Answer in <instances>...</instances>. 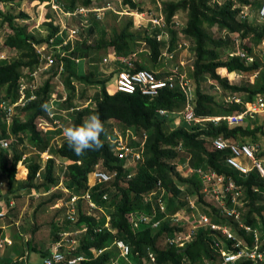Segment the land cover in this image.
<instances>
[{
	"label": "trees",
	"instance_id": "1",
	"mask_svg": "<svg viewBox=\"0 0 264 264\" xmlns=\"http://www.w3.org/2000/svg\"><path fill=\"white\" fill-rule=\"evenodd\" d=\"M23 1L25 0H0V3L17 4ZM32 1L39 4L50 3V0ZM68 1L70 3L62 6L67 11H74L77 7L92 6V0ZM122 1L132 11L143 12L136 1ZM211 1H165L162 11L164 17L158 15L154 18L163 17L169 32L168 39L165 37L158 39L163 33V28L159 26H155L149 33L139 37L141 35L133 31L134 22L128 20L125 26L119 32L114 33L109 40L99 41L94 46L86 45V43L78 44L70 54H75L77 49L89 58L91 49L100 52L103 49L112 48L121 65L124 64L129 68V64L125 61L131 63L130 70L133 73L140 70L152 72L154 70L157 71V77L163 79L177 67L175 60L177 59L176 54L180 53L179 46L186 44L188 47V40H190L193 58H190L185 68L189 70L188 78L196 84L192 101L195 118L207 120L239 115L258 98H264V67L258 59L254 58L253 54L254 49L264 43V20L260 17V9L264 0L262 2L227 0L223 4H212ZM248 9L258 11L261 25L250 20ZM51 12L48 20L54 18L55 12L52 9ZM180 12H187L188 15L185 22L181 21L184 26L171 25L174 17ZM0 18H2L1 22L7 24L12 31L4 45L16 50L19 54V58L13 62L0 61V102L5 100L13 104L19 97V82L24 69L32 73L40 65V55L36 47L42 44L51 46V40H55V45L61 44L66 31L61 37L60 27L54 26L52 21H46L43 26L48 29V34L38 39L29 32L27 26L18 23L20 19L30 18L27 13L20 12L15 15L0 11ZM154 18L149 16L148 20ZM214 28L215 31H213ZM246 40L251 41L253 45L248 46ZM143 46L147 57L144 61H138L136 60L137 52ZM66 48L70 49L69 46L65 47V51H68ZM238 50L243 51L248 58H253V61L249 62L247 58L244 59L239 55L231 56ZM54 58L56 63L51 69L53 75L57 74L55 71L61 63H64L68 71L65 82L70 94L67 102L61 105L65 109L79 106L80 104H75L77 100L79 102L88 101L85 89L79 91V97L76 95L74 80L81 85L101 87V90L94 95L95 107L74 111L70 126L81 125L87 116L93 114L99 116L105 127V133L101 135L103 147L100 150L85 151L83 155L77 156L65 140L54 150L56 156L67 163L62 172L64 187L79 197L89 193L97 207L110 212L106 216L110 217L111 230L101 228L107 217L99 220L96 216L89 215V207L82 198L77 206V220L73 222L68 216L65 217L67 219V226L64 229L66 232L79 231L83 225H86L88 229L86 234L79 237L80 247L75 257L84 256L85 259L78 264H109L114 258V249L119 252L116 241L129 245L131 252L128 257L133 261L131 264H153L149 260V253L155 256L154 264H224V259L219 252L220 247H218V252L214 249L216 242L221 245L224 242L230 250L238 252L239 249L234 246L236 242L227 241L222 233L212 231L207 227H200L194 233V240L184 247L172 244L171 239L180 232H188L189 227L181 221L173 223L169 220L170 216L183 212V210L188 212L187 209L197 216L206 215L213 224L228 227L237 241L247 246L249 250H252L257 243L253 233H247L241 225L257 230L260 236V251L264 252V177L255 168L247 175H243L227 163L231 152L216 150L210 143L215 138H223L241 145L246 140L258 143L259 137L264 136V128L258 123H253L255 117L246 119L250 123L248 126L235 127H230L225 120L189 122L183 114L187 106V95L179 86L173 89H161L154 97L143 95L140 92L123 93L118 91L116 80L115 84L111 85V77L97 79L92 71H86L87 63L78 71L77 65L70 60V57L62 58L56 53ZM173 62L175 64H172ZM233 73L256 75L255 81L251 84L249 82L233 85L229 80L230 74ZM206 81L217 83L224 91L232 95L233 99L230 102L216 101L214 96L202 90V83ZM113 85L115 89L110 91V86ZM53 92L51 82L48 80L39 89L36 101L29 103L26 108L16 109L27 116L24 122L17 117L18 115H15L11 126L8 127L6 117L0 111V140H11L8 149L0 150V172L7 179L0 182V189L5 186V183L7 185V193L0 194V198L7 200L6 207H10V203L13 202L9 200L10 195L20 197L21 193L18 194V191H26L29 194L42 193L40 197L44 195L49 197L40 206L44 204L54 206L60 200H65V202L70 200L71 195L66 196L62 190L51 192L59 185L60 168H57L54 160H50L45 166H42L37 159L28 161L25 164L26 177L23 181L17 177L19 163L24 153V149L20 148V145L23 148L20 137L26 135L31 146L36 147L40 152H45L57 134L56 132L42 133L39 125L40 119H49L48 112L42 105L49 106ZM57 97L62 98L59 93ZM236 97L240 99L239 102H236ZM161 110L166 111L167 115H161ZM178 118H181L182 122L171 129ZM109 121H112V125L109 124L110 127L107 128ZM115 127L123 132V136L129 132V146L141 155L140 164L128 167V160L116 156L114 141L118 139V136L115 133ZM255 156L260 161L264 157V152L256 150ZM179 165L187 166L188 171L192 173L184 176L177 169ZM97 166L113 176L110 182L93 185L92 173ZM20 169L25 171L21 167ZM40 171H42L40 179H37ZM199 171L204 173L212 171L224 176L242 190L243 194L239 201L243 202V205L237 207L240 212V222L224 213L221 207L208 202L206 199L208 193L198 178ZM19 182H22L21 186ZM182 186L188 193L185 201L179 199ZM105 195H108L107 199H104ZM191 201H194L196 209H191ZM161 202L164 204L163 210ZM226 202L228 207L236 208L232 206L230 197ZM0 210L5 209L0 207ZM59 211L64 212V209ZM154 213L156 215L153 221H161L157 228L152 227L151 224H140L138 229L133 228L131 215L153 216ZM7 216L8 214L0 219V240L5 237L2 223ZM62 227L63 225L57 224L54 229L63 230ZM99 229L101 231L97 232ZM36 231L37 225L33 233ZM27 247L30 252L42 254L43 259L51 255L47 252H40L32 241L27 242ZM93 250L102 252L94 256ZM75 257L66 256V261L61 264H68V261ZM2 264L17 263H10L4 258ZM226 264H254V262L242 258Z\"/></svg>",
	"mask_w": 264,
	"mask_h": 264
},
{
	"label": "rangeland",
	"instance_id": "2",
	"mask_svg": "<svg viewBox=\"0 0 264 264\" xmlns=\"http://www.w3.org/2000/svg\"><path fill=\"white\" fill-rule=\"evenodd\" d=\"M134 1H136L139 8L143 11L142 13H139V12L137 13V12L132 11L131 9H129L128 6L123 4L122 0H92V6L89 8L93 9V10L94 9H104L103 12H101L99 14L91 12V13H88L87 16L78 15V16H69L68 17V16H65L63 12L58 10V13L55 14L57 19H53V20H49V21H52L54 26H59L60 31H61V28L65 27L63 25H67V27H69V29H79L80 36H79L78 41L75 42V46L78 44H83V43H86V45L91 44L94 46L99 41L109 40L114 35V33L119 32L125 26V24L128 22V20H132L134 22L133 31L138 33L139 35H141L139 37H142V35L149 33L155 27V25L148 22L149 16L151 18L158 17V15L163 16V14H162L163 4L165 1H168V0H134ZM226 1L227 0H212L211 3L212 4L213 3L223 4ZM257 1L262 2V0H257ZM66 3H70V1H68V0H50V3H46V4H44V3L39 4V3L32 1V0H25V1H23L21 3H17V4L16 3L15 4L0 3V11H2L3 13H12L15 15H17L20 12L27 13L30 16V18L28 20H21L20 19V20H18V23L20 25L27 26L28 27L27 29H29V32H30L33 28H35L36 25L38 28L43 27V24L46 22V19L49 17V14L52 13L51 9H52L53 5L56 4V5H60V7H62ZM78 8H80V7H77L75 10H77ZM63 10L66 13L72 12V11H67L64 8H63ZM247 13L249 14L251 21L254 20V22L256 24H260V25L262 24V22L260 21V19L258 17V11H256V10L249 11V9H248ZM97 15H99V17L102 16V18L98 19ZM96 16H97V18H96ZM163 17H161V18H163ZM178 17H179L180 22L181 21L185 22V20L188 17L187 12L178 13ZM1 19L2 18H0V48L3 50H1V49L0 50L2 53H4L6 55V57H8L9 60H11V62H13L19 58V54L16 52V50L8 48L4 45L6 42V39L8 38L9 34L12 33V31L7 24H3L1 22L2 21ZM42 31L44 32V35L47 33L45 30H42ZM60 31H59V35H60ZM213 31H215V28L213 29ZM69 35H70V33L66 30V33H65V37H66L65 41L66 42L69 39ZM188 42H189L188 47H184L182 52L176 54L177 59L175 60V62L177 63V66L179 67L180 72L183 73L184 76H185V74L188 75L189 70L186 68H183L182 65H180V63L184 62V59H185L186 63L189 61L188 57H189L190 51H192V48H191V43H190L191 41L188 40ZM245 42L248 46L253 45L251 43V41L246 40ZM53 47H56L58 50H61V54H63L64 56L67 55V53L63 52L64 47H65L64 44H62L60 46H53ZM49 49L51 50V53H52V50H54L52 47ZM144 49H145L144 46L139 49V52H137L138 57H136V60L144 61V59L147 57L146 51ZM262 49L264 50V44H262L258 48L256 47L253 51V54H254V58L258 59L260 61L261 65L264 67V56H263V50ZM91 51H96V50L91 49ZM75 52L76 53L73 55H71L70 53H72V52H70L66 58L70 57V60L75 65H77L76 67L78 68L77 70L79 71V69L85 63H88L87 61H89V58L87 55H84V53L82 51H79L76 49ZM64 56H62V57H64ZM98 56L99 57L97 58L96 64H98L99 66H100V64H105V63H115V64L119 63L118 59H116V57H115V53H114V50L112 48L101 50L100 52H98ZM76 59H81V62L78 63L76 61ZM172 61H174V60H172ZM175 62H173L172 64H175ZM119 65L121 66V63H119ZM77 70H76V72H77ZM24 71H29V70L24 69ZM48 71H46L44 74H42L40 79H39V77L37 79H38V81L42 87L46 84V82L48 80H50L51 91H54L53 94L57 95L59 93L60 97H62L61 95L64 96L62 99L59 97L53 98V100L55 102V106L56 105H64V103L67 102L69 94H70V91L68 90V87L66 86V82H65V77H66V74H68V71H67V69H65L59 73H58V71H55V73H57L56 75H53L52 71L50 72V69ZM29 72L31 73V71H29ZM25 77L29 78L27 76H25ZM255 77H256V75L251 76V75H242V74L233 73V74H230L229 80H230V83L233 85L246 84L249 82L251 84V83H254ZM29 79L33 80L32 83L35 82L34 78L30 77ZM25 80H27V79H25ZM73 83L75 84V87H76V95L77 96L80 94L79 93L80 90L85 89L87 94H88L86 97L87 100L88 101L92 100L91 104L88 103V101H82L81 100L79 102L77 100L76 101L77 104H80V103H81V105L86 104L85 107L94 108L95 107L94 95L101 90V87L98 85H91V86L81 85V83H78V81H75V80ZM191 83H190V85H191L192 93L194 95V93L196 91V84H194V82L192 84ZM114 89H115V85L110 86V91H114ZM202 90L205 93L214 96L216 101H218V102H230L233 99L232 95H230L229 93L224 91L215 82L206 81V82L202 83ZM235 100H240V99L238 97H236ZM49 107H50V104H49ZM61 110L63 111L62 113H64V109L61 108ZM73 113L68 114L67 112H65L64 114H61L60 117L64 120H66L70 126L72 122L70 120H68L66 117H71V115ZM15 115H18L17 117L20 118V120L23 122L26 121V119H27V116L25 114H21L20 111L19 112L16 111ZM215 118H218V117H215ZM254 120L255 121L253 123H258V124L262 125L264 128V110L258 112V114H256ZM181 122H182V119L178 118L177 122L172 125L171 129L178 126ZM109 124L112 125V121H109L107 123V128L110 127ZM249 124L250 123H248V121L245 120L242 122L241 125L248 126ZM116 127H115V133L118 135L119 141L122 142V140H123L124 142H126V140H127V143H129V137H130L128 134L129 132L126 133V136H123V134H122L123 132L121 130H118L117 129L118 127L117 128ZM10 138L12 139V137H10ZM20 138L22 139L20 141H21V144L23 145V148H22V146L19 144L20 148L24 149V151H25L27 149V146L30 145V143L28 141L29 139H27L26 135H23ZM63 138H64L63 136L58 138V142H62ZM243 142H245V141H243ZM243 144H247V145L252 146L255 149V152H256V150H258V152L259 151L264 152V136L259 137L258 143H252L250 140H246V142ZM122 148H125V147L124 146L121 147L120 144L118 146H114V150L117 152H122L121 151ZM49 149H50V154L52 157H55L58 160H61L54 153V150H55L54 146L50 147ZM28 159H30L29 161H32L35 159L38 160V158L35 156H31ZM260 161L262 163V166L264 167V157ZM244 162L247 164V166L252 168L253 164L251 163V161L244 160ZM128 163H129L128 167L130 165H138L141 163V160H137V159L133 158V156H129ZM100 168L101 167H99L98 169H100ZM186 168H187V166H181V165H179L177 167L178 171H180L184 176H188L192 172H189L188 168L187 169ZM214 174H216V173H214ZM198 175H199L198 178L200 179L203 186L206 183L211 185V188H210L211 194H208L206 196V199L208 200V202L213 204V205H216L219 208L225 207L227 204V202H226L227 198H225V199L221 198L220 201H219V198L217 199L219 190L217 189L218 187H216V184L214 182L215 179L212 180L211 182H206L203 180L204 178L202 177L201 173L200 174L198 173ZM17 177L20 181H23V179L26 177V174L25 173L23 174L20 167H18ZM215 178L217 181V179L219 177L215 176ZM220 179H223V178L221 177ZM2 180L6 181L7 179L0 172V182ZM21 184H22V182H19L20 186H21ZM182 188H183V186H182ZM62 191H64V190H62ZM230 192H232L233 194H237L235 192L234 188L231 191H229V193ZM240 192H241V190H240ZM5 193H7L6 183H5V186L0 189L1 195H4ZM17 193L18 194L21 193L20 197L10 195L9 200L15 201L16 207L8 210L7 219L4 220V222L2 223L3 226H5V229L3 232L5 237L2 238V246L3 247L0 249V264H2V261L4 260V258L8 259L10 263L13 262V263H17V264H22V263L23 264H43L44 260H43V257L41 256L42 254H40L38 252H32L31 253L28 250V247H27L28 241H32L33 244H35L37 246V248L40 252H47L49 254H52L54 251L60 250L65 255V257L66 256L75 257L76 253L80 247L79 237L86 234L88 229H87L86 225H83L82 229H80L79 231L72 232V233H68L64 230V229H66V226H67V223H66L67 219L65 217L70 215V213L68 212V210L70 208L69 207L70 203L65 202V200H60L54 206H48L46 204L40 206L41 203L44 202L45 200H48L49 197H45L46 195L40 197L41 195L38 196V193L32 192L31 194H29V192H26V191L25 192H19L18 191ZM64 193L66 196L67 195L72 196V193L69 190H68V193L65 191H64ZM86 196L87 195H84L83 197L85 198ZM239 196H241V193ZM186 198H188V193H187L186 189L183 188L182 194L179 195V199L185 201ZM175 202H177V201L175 200ZM191 202L194 205V201H191ZM5 203H7V200H5V198H0V207L7 210V208H6L7 205H5ZM85 203H86V201H85ZM236 203H238V202H236ZM97 208H99V209L88 208V209H90L89 215L96 216L99 220H101L103 217H108L109 220H107V221L109 223V229L111 230L110 217L106 216V215H109V213H110L109 210L102 209L100 207H97ZM63 209H64L65 213L59 211V210H63ZM88 209H87V211H88ZM187 210H188L189 214H183L182 212H180L182 217H184V219H185V220H183L184 223H186L187 226H190V227L192 224V226L195 227V229H199L202 224H200L198 221L195 220V219H198V217H196L193 214V216L195 217V219H194V217H191V215H192L191 211L189 209H187ZM69 217H71V216H69ZM74 219H75V221L77 220L76 215L74 216ZM75 221H73V222H75ZM52 224L54 226L57 224L63 225V227H62L63 230L54 229V226ZM36 225H37V231L33 233V230H34ZM102 227H106L105 222H104ZM196 231L197 230H195L194 232L196 233ZM97 232H99V230H97ZM12 237L14 238V240L12 239L13 241L10 239ZM8 239H9V241H12V243L13 242L14 243L12 245L9 244L7 242ZM193 240H194V237L192 238L191 241H193ZM116 242H115V244H116ZM225 245L226 244L223 242V244H222V247H224L223 250H227V247ZM113 248H115V247H113ZM114 251H115V252H113L114 258L110 261L109 264H131V263H133L132 259H129L128 256L123 255L120 252V250L118 252L114 249ZM92 253L94 256H98L100 254V252H97L95 250H93ZM77 257H82L83 260L85 259L84 256H77ZM82 261H80V262H82Z\"/></svg>",
	"mask_w": 264,
	"mask_h": 264
},
{
	"label": "built area",
	"instance_id": "3",
	"mask_svg": "<svg viewBox=\"0 0 264 264\" xmlns=\"http://www.w3.org/2000/svg\"><path fill=\"white\" fill-rule=\"evenodd\" d=\"M52 10L55 12V14L58 13V10H60L61 12L64 13L65 16L69 17V16H78V15L87 16L88 13H91V12L99 14V13L103 12L104 9H94L93 10V9H90L89 7H80L75 11L66 13L63 10V8H61L59 5L55 4V5H53ZM97 16H98V19L102 18V16L101 17H99V15H97ZM97 16H96V18H97ZM260 17L262 18V20H264V2H263V5L260 9ZM148 22H151L153 25L163 28V33L161 35H159V37H158L159 40L163 39L164 37L166 39H168L169 32L167 30V26H166V23H165L163 18H161V17L160 18H154L152 20H149ZM173 24H176L179 27L184 26L183 23L179 21L178 16L174 17L173 21L171 22V25H173ZM63 26H65V27L61 28L60 36H64V31L67 30L70 33L68 41L66 42L65 41L66 37H64L63 42L59 45L54 44L55 40H51V42H50L51 46H48V45L44 46L43 44L38 45L36 47V50H37V53L40 55V65L32 73H30L29 71H24L23 75L20 78V82H19L18 100L16 102H14L13 104H10V102L5 101V100H2L0 102V111H2L4 113L6 120H7V126L8 127H10L12 124V119L15 116L16 109L25 108L29 105V103L34 102L37 99V96H38L37 93H38L39 89L42 87L37 78L39 77V79H40L41 75L44 74L49 69L51 72V69L53 68L54 64L56 63L54 55L56 53H58L60 55V57L64 56L63 54H61V50H58L56 47H53V46H60V45L64 44L65 47H68V46L71 47L68 51H65V50L63 51L64 53H67V55L74 50L75 42L79 39V36H80V31H79V29H69V27H67V25H63ZM51 47L54 49V50H52V53H51V50L49 49ZM184 47H187V45L182 44L179 46L180 52L183 51ZM263 54H264V51H263ZM67 55L64 57H67ZM233 55H239L244 59L247 58V60L249 62L253 61V58H248L247 55L241 50H238L237 53H233L231 56H233ZM3 60H7L9 63L11 62V60H9L8 57H6V55L0 51V61H3ZM76 61L79 63L80 59H76ZM125 62L127 64H129V68L121 69L120 73L117 76L116 87H117L118 91L123 92V93H128V94H134L136 92H140L143 95L154 97V96H157L159 94V91L161 89H164V88L173 89L176 86H179L187 95V106H186V109L183 112V114H184V118L189 122L200 123L202 121H211L212 120L214 122H219L220 120H225V121L227 120L230 127H235V126L241 125L242 122L245 121L247 118H254L256 116V114H258V112L264 110V98L260 97L252 105L248 106L247 109L243 113H241L239 115H232V116L225 117V118H212V119H207V120H197L195 118V114H194V105L192 104L194 96H193L191 85H190L191 80L188 78L187 74H185V76H184L183 73L180 72L178 66L175 69L171 70L169 76H167L166 78H163V79L162 78L159 79L157 77L156 72H152L149 70H140V71L133 73L132 70H130L131 63L127 62V61H125ZM180 65H182V67L185 68L186 63L181 62ZM63 70H65V65H64V63H61L57 67V71L59 73ZM25 76H27L29 78L30 77L34 78L35 82L32 83L33 80L26 78ZM25 79H27V80H25ZM54 97H57V95L53 94L51 100L49 101L50 111H47L49 119L48 120L46 118L40 119L39 125H40L42 133H44V134H47L50 132H56L57 133V134H55L54 138L52 139L51 145H50V147L54 146V148L56 149V147L60 146L61 143L63 141H65V138H63L62 142H58V138L63 136V129L65 127L69 126V123H67L66 120L62 119L60 117V115L64 114L65 112H67L68 114L73 113L76 110H83L84 108H88V107H85L86 104L81 105V103H80L79 106L72 107L69 109H65L61 105L55 106V102L53 100ZM239 101L240 100H236V102H239ZM88 103L91 104L92 100H89ZM75 104H77V102ZM61 108L64 109V113H62L63 111L61 110ZM160 114L161 115H167V112L164 110H161ZM66 118L72 122V115H71V117H66ZM10 143H11V140H6V139L2 140L1 139L0 140V150L8 149L10 147ZM210 143H211V146L216 150H223V151L227 150V151L231 152V157H229L227 159V163L229 165H231L232 167L236 168L243 175H247L248 173H250L255 168L259 171L260 175L262 177H264V167L262 166V163L260 161L256 160L255 149L252 146L247 145V144L241 145V144H238L236 142L224 140L223 138L212 139L210 141ZM119 144L121 147L124 146L125 148H122V150H121L122 152H117L114 150L116 153V156L118 155L119 158L126 159V160H129V156H133V158H135L137 160H141V155L129 146V143H127V140H126V142H124L123 140H122V142H120L119 137H118V139L114 141V146H118ZM31 156L38 157L43 164H46L50 159L55 160L58 167L61 168V170H62L59 173V185L55 189H62L68 193V190L64 189L63 176H62L63 175L62 172L65 170L67 163L63 162L62 160H58L55 157H52L50 154V149H47L45 152H40V151H38V149L36 147L27 146V149L24 151V154H23V157H22L20 164L26 163L28 158ZM244 160L251 161V163L253 164L252 168L247 166V164L244 162ZM98 168H99V166H97L92 173L93 185L110 182L112 180L113 176H111L109 173L103 171L101 168L100 169H98ZM198 173L199 174L201 173L202 177L204 178L203 180L206 182H211L212 180L215 179L214 182L216 184V187H218L217 189L219 190L217 199L219 198V201H220L221 198L222 199H225V198L228 199L230 197L232 199V206L236 207V208H230L226 204L225 207H221L223 212L230 215L231 217H234L236 220H238L240 222L241 221L240 212L237 210V207H242V205H243V202L239 201V198L243 194L242 190L239 189L235 185V183H233L232 181H228L224 176L214 174V172H212V171H209L208 173H204L202 171H199ZM215 176L219 177L217 179V181H216ZM37 177H40V173L37 174ZM221 177L223 179H220ZM204 187H205V191L208 194H211V189H210L211 185L206 183V184H204ZM233 188L235 189V192L237 194H233L232 192L229 193V191H231ZM240 190H241V192H240ZM240 193H241V196H239ZM39 195L40 194L38 193V196ZM85 195H87L85 198L83 197L84 195L80 196V197L77 195H72L70 197V200L68 201V203H70V206H69L70 208L68 210L70 215H68V218L71 221H75L74 216L77 214V206H78V203L81 200V198L86 201L87 206L90 209H99V208H97V205L92 201L91 195L89 193H86ZM107 197H108V195H105L104 199H107ZM236 202H238V203H236ZM15 206H16L15 201H13L10 203V207H6L7 210H0V219L4 218L8 214L9 208H14ZM190 207H191V209H196L195 206L192 204V202L190 203ZM161 208H162V210L164 209V204L162 202H161ZM90 209H89V211H90ZM182 213L183 214H189L186 210H183ZM155 215H156L155 213L153 216H149V215H145V214H139V215H133V216L131 215L130 220H131V223L133 224V228L138 229L140 224H151L152 227L157 228L161 221H155L154 222L153 219L155 218ZM69 216H71V217H69ZM195 216L198 217V219H195V217L193 216V213H192L191 217H194V219L196 221H198L200 224H202L200 227H207V228L211 229L212 231L220 232V233H222V235H224L226 237L227 241H232L233 243L236 242V244H234V246L239 249L238 252H234V251L230 250L228 246H227L228 251L223 250L224 247H222V245L218 242H216L214 244V249L216 252H218V247H220L219 252L221 253V255L224 259V264L236 262L237 260L242 259V258L246 259V260L250 259L254 262V264H264V252L260 251V244H259V241H260L259 237L260 236H259V233L257 230H253L251 227L241 225L247 231V233L248 232L253 233V237L257 243L252 250H249V248L247 246L242 244L240 241H237V238L230 231V229L228 227H221V226H218L216 224H213L206 215L201 214L199 216H197V215H195ZM170 218L171 219H169V220L175 224L178 221L184 222L183 220H185L184 217H182L180 212H178L175 215L170 216ZM166 219L168 220V217H166ZM107 220H109L108 217L105 221L106 227H101L102 229H105V228L109 229V223ZM188 227H189L188 232L178 233L175 238L171 239L170 242L172 244L173 243L176 244L177 247H184L185 245L190 243L192 238L194 237V233H195L194 231L198 230V229H195V227H193L192 224H191V227L190 226H188ZM99 231H101V229H99ZM7 242L9 244L12 243L11 241H9V239L7 240ZM116 246L123 255L129 256V254L131 252L129 245L125 244L122 241H117ZM2 247H3L2 241H0V249ZM101 252L102 251H100V253ZM148 256H149V260L154 264L156 262L155 256L152 253H149ZM82 260H83L82 257H75V258H72L71 260H69L68 264H77ZM65 261H66L65 255L60 250H56L49 257L44 259V264H61V263H64Z\"/></svg>",
	"mask_w": 264,
	"mask_h": 264
},
{
	"label": "clouds",
	"instance_id": "4",
	"mask_svg": "<svg viewBox=\"0 0 264 264\" xmlns=\"http://www.w3.org/2000/svg\"><path fill=\"white\" fill-rule=\"evenodd\" d=\"M153 72H155V71H153ZM117 76H118V73H117ZM116 79H117V77H116ZM42 107L46 111H50L49 106L47 104L42 105ZM104 133H105L104 124H103L102 120L100 119V117L95 115V114L87 116L83 120L82 124L79 126H68V127H65L63 129V137L67 141L68 147L77 156L83 155L85 153V151H88V150H100L103 147L101 135ZM29 146H31V145H29ZM255 158H256V156H255ZM29 160L30 159H28L27 162ZM38 160L42 166H45L47 164V163L43 164L39 158H38ZM50 160H53V159H50ZM20 163H21V161H20ZM26 163L20 164L19 167L24 166L26 168V165H25ZM57 168H59L58 165H57ZM26 171H27V168H26ZM41 172L42 171H40L39 173H41ZM37 179H40V177H37ZM64 189H66V188L64 187ZM56 190H62V189H55L54 188L51 190V192L56 191ZM39 194L42 195V193H39ZM46 194L48 195V193H46ZM69 233H72V232H69ZM0 241H2V240H0ZM12 244L13 243H11V245Z\"/></svg>",
	"mask_w": 264,
	"mask_h": 264
},
{
	"label": "crops",
	"instance_id": "5",
	"mask_svg": "<svg viewBox=\"0 0 264 264\" xmlns=\"http://www.w3.org/2000/svg\"><path fill=\"white\" fill-rule=\"evenodd\" d=\"M52 15H54V14H52ZM53 19H57L56 18V15H54V18ZM46 21H49V20L46 19ZM42 30H45L47 33L44 35V32ZM30 33L33 34V35H35L38 39H41V38H44V37L47 36L48 29L45 26H43L42 28H38L37 25H36L35 28H33L30 31ZM61 37H63V36H61ZM98 57L99 56H98V52L97 51H91L90 56H89V61H87L88 63L85 65L86 71H92L94 73L95 78H97V79L98 78L105 79V78L111 77L110 78V82H112L111 85L113 83L115 84V80H116V77H117V73L119 74L120 71H121V69L127 68V67L124 64H122L120 66L119 63H117V64H115V63H105V64H100V66H99L98 64H96V61H97V58ZM190 58H193V53L191 51H190L188 60H190ZM184 62L186 63L185 59H184ZM189 64H190V62H189ZM186 65H187V63H186ZM21 168H23V170H25L24 172L22 171L23 174L24 173L26 174V172H27L26 171V168L24 166H21ZM60 171H62L61 168H60ZM2 228L4 230L5 229V226H2ZM10 239L11 240L12 239L14 240L13 237L10 238ZM43 264H44V261H43Z\"/></svg>",
	"mask_w": 264,
	"mask_h": 264
},
{
	"label": "bare ground",
	"instance_id": "6",
	"mask_svg": "<svg viewBox=\"0 0 264 264\" xmlns=\"http://www.w3.org/2000/svg\"><path fill=\"white\" fill-rule=\"evenodd\" d=\"M225 117H229V116H225ZM225 117H218V118H225Z\"/></svg>",
	"mask_w": 264,
	"mask_h": 264
}]
</instances>
